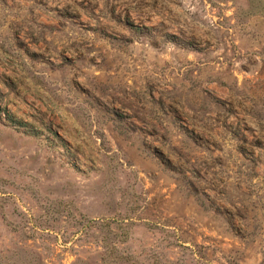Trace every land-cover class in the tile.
<instances>
[{"label":"rangeland","instance_id":"374dc122","mask_svg":"<svg viewBox=\"0 0 264 264\" xmlns=\"http://www.w3.org/2000/svg\"><path fill=\"white\" fill-rule=\"evenodd\" d=\"M0 264H264V0H0Z\"/></svg>","mask_w":264,"mask_h":264}]
</instances>
